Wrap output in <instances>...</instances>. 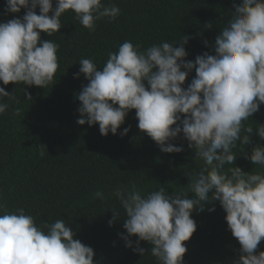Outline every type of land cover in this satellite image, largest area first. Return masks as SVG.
<instances>
[{"label": "clouds", "instance_id": "clouds-1", "mask_svg": "<svg viewBox=\"0 0 264 264\" xmlns=\"http://www.w3.org/2000/svg\"><path fill=\"white\" fill-rule=\"evenodd\" d=\"M234 8L215 39V54L205 52L194 62L186 60L187 35L148 48L125 41L108 53L102 69L90 58L79 61L76 77L83 74L88 81L77 94L79 125L98 124L101 135H115L135 110L139 130L162 152H183L173 143L182 134L194 159L203 162L189 174L188 191L170 195L160 187L142 195L133 183L117 185L111 192L123 214L112 210L109 225L123 215L127 234L121 237L126 246L143 256L150 252L158 264H184L185 242L196 230L193 211H203L207 204H213L208 210L214 211V201L224 209L228 229L240 245L233 264H264V251L258 250L264 240V171L249 173L234 166L238 156L234 149L239 147L241 153L251 143L254 128L264 141V124L245 123L264 104V0H242ZM22 9L26 10L22 18L0 22L3 85L46 88L53 82L60 46L41 39V34L52 37L60 32L66 12H73L90 32L96 30L97 21H115L121 14L119 6L104 0H6V13ZM193 70L196 75L185 87ZM24 92L32 99L25 88ZM9 102L19 103L0 86V115L9 109ZM13 114L19 116L21 109ZM245 156L264 170V144H256ZM226 165L231 167L225 170ZM94 196L107 199L100 190ZM0 211V264H97L94 249L75 238L64 219L40 227L23 208L9 212L0 203ZM132 237H138L135 247ZM142 241L152 246L150 250L140 246Z\"/></svg>", "mask_w": 264, "mask_h": 264}, {"label": "trees", "instance_id": "trees-1", "mask_svg": "<svg viewBox=\"0 0 264 264\" xmlns=\"http://www.w3.org/2000/svg\"><path fill=\"white\" fill-rule=\"evenodd\" d=\"M242 0H104L116 4L121 14L115 21L107 18L96 22L90 32L66 12L61 17L62 29L52 37L42 33L41 39L59 44V68L46 88L10 83L0 86L17 98L0 115V203L9 212L23 208L32 215L37 226L64 219L83 244L94 249L97 264H158L150 252L144 256L126 246L121 234L124 216L112 225V210L123 214L119 201L111 195L117 185L135 183L142 195L165 187L170 195L188 191L189 174L198 170L202 161L181 134L173 143L183 152L164 153L146 133L138 128L135 110L129 112L118 134L103 136L99 125H79L80 101L77 94L88 83L79 73L81 58L92 59L102 69L109 52H116L125 41L148 48L161 42L174 43L189 37L184 45L186 60L195 61L205 52L214 53L215 39L231 19L234 4ZM6 0H0V22L22 18L5 12ZM55 7V3H54ZM39 14V9H37ZM207 41V45L205 44ZM196 73L193 70L185 87ZM146 83V82H145ZM25 91L32 99H27ZM6 102H8L6 100ZM21 109L19 116L14 115ZM246 124H264V104ZM125 128L130 130L121 135ZM256 144H264L254 133L251 143L234 149L238 155L234 166L245 172L264 171L255 166L245 153L251 154ZM42 153V154H41ZM231 165H226L225 170ZM103 191L107 199L95 198ZM193 194L189 193L191 198ZM211 195V193H210ZM214 211L196 209L192 218L196 230L185 242L188 251L184 264H233L239 256V242L233 237L219 201ZM3 214V211H0ZM138 237H132L133 246ZM146 250L152 247L140 242ZM259 251H264V240Z\"/></svg>", "mask_w": 264, "mask_h": 264}]
</instances>
